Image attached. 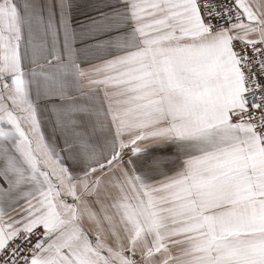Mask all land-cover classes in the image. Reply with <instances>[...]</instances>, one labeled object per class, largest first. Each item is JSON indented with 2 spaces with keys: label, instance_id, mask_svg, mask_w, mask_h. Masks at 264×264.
I'll use <instances>...</instances> for the list:
<instances>
[{
  "label": "snow or ice",
  "instance_id": "snow-or-ice-1",
  "mask_svg": "<svg viewBox=\"0 0 264 264\" xmlns=\"http://www.w3.org/2000/svg\"><path fill=\"white\" fill-rule=\"evenodd\" d=\"M0 264H264V0H0Z\"/></svg>",
  "mask_w": 264,
  "mask_h": 264
}]
</instances>
